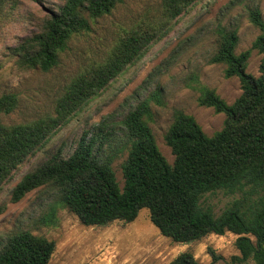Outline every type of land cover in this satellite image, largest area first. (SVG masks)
<instances>
[{
    "label": "trees",
    "instance_id": "16d2710c",
    "mask_svg": "<svg viewBox=\"0 0 264 264\" xmlns=\"http://www.w3.org/2000/svg\"><path fill=\"white\" fill-rule=\"evenodd\" d=\"M5 1L10 3V10L3 11L2 17L8 19L21 0H0L1 8ZM35 1L41 4L43 0ZM199 1L162 0L156 19H146L128 29L102 61L88 63L65 85L51 113L8 123L3 116L18 107L19 96L0 92V188L22 163L55 137L61 126L128 66L143 58ZM123 2L57 0L54 7H47L37 30L10 46L17 66L52 70L73 38L91 32L96 19L112 13ZM251 19L262 30L251 48L237 53V30L220 27L212 57V61L226 64L227 77H239L241 95L232 104L213 89H206L200 97V104L226 114L221 130L210 136L193 115L178 110L165 134L175 155L170 163L147 120L150 104L143 100L122 120L130 143L123 164V186L113 161L126 144L118 145L115 133L102 135L99 125L91 136L84 133L69 155L61 148L26 172L14 187L12 200L19 201L42 186L52 187L85 225L129 223L148 208L152 223L175 242L191 243L230 231L239 235L236 245L241 254L233 257L235 261L253 259L255 264H264V19L259 8L252 11ZM252 49L263 53L259 76L247 71ZM219 190L243 195L217 214L203 198ZM55 249L54 240L22 229L0 242V264H50ZM213 255L216 260L218 256ZM169 264L201 263L188 250Z\"/></svg>",
    "mask_w": 264,
    "mask_h": 264
},
{
    "label": "rangeland",
    "instance_id": "374dc122",
    "mask_svg": "<svg viewBox=\"0 0 264 264\" xmlns=\"http://www.w3.org/2000/svg\"><path fill=\"white\" fill-rule=\"evenodd\" d=\"M56 1L43 0L40 4L35 0H21L8 19L2 17V13L10 10V3L5 1V7L0 6V92H15L19 96L18 107L3 116L8 123L53 112L58 95L84 66L102 61L117 38L128 29L146 19H156L162 5V0H124L112 13L96 19L91 32L73 38L62 53L60 63L52 70L19 68L10 46L37 30L47 7H54ZM255 8L260 9L264 19V0L197 2L143 58L128 66L106 90L61 126L55 137L22 163L0 188V242L22 229L46 236L56 242L50 264H169L188 250L201 264H255L253 259L247 262L233 259L241 254L236 245L238 234L229 231L224 235L210 234L191 243L175 242L161 234L152 223L148 208H143L129 223L85 225L58 199V191L52 187L42 186L19 201L12 200L13 189L26 172L41 165L61 148L69 155L81 136L84 133L91 136L99 125L102 135L115 133L116 143L126 144L113 161L117 180L123 186V164L130 143L122 120L143 100L150 104L147 120L170 163L174 162L175 155L165 134L178 110L193 115L210 136L221 130L226 114L200 104V97L206 89H213L232 104L243 89L239 77L225 75L226 64L212 61L219 28L237 30V53L251 48L262 33L251 19ZM262 58L263 53L252 49L247 71L259 76ZM242 195L219 190L206 194L203 202L212 205L219 214ZM213 254L218 256L216 260Z\"/></svg>",
    "mask_w": 264,
    "mask_h": 264
}]
</instances>
